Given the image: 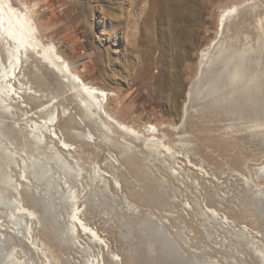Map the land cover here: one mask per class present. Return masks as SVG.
<instances>
[{"label": "rangeland", "instance_id": "374dc122", "mask_svg": "<svg viewBox=\"0 0 264 264\" xmlns=\"http://www.w3.org/2000/svg\"><path fill=\"white\" fill-rule=\"evenodd\" d=\"M174 1L9 0L107 113L23 55L16 84L33 94L14 117L0 107L20 151L16 164L0 151V264H264V0H192L188 51L166 34Z\"/></svg>", "mask_w": 264, "mask_h": 264}, {"label": "bare ground", "instance_id": "6f19581e", "mask_svg": "<svg viewBox=\"0 0 264 264\" xmlns=\"http://www.w3.org/2000/svg\"><path fill=\"white\" fill-rule=\"evenodd\" d=\"M134 1L135 0H132V2ZM235 9H236L235 7H231L227 9L226 12L233 13ZM193 11L194 9H193L192 0L174 1L171 3V7L166 11L169 17L179 22V24L177 25L175 24V26H171V27L168 26V30L166 34L174 35L175 36V39L173 40L174 44L177 46L183 47L184 50H187V51L190 50L191 48V40L193 36V28H189L188 26L189 25L192 26L193 24H195V18L193 17ZM224 19H225V14L221 18V25L224 24ZM36 31H37L36 25L29 12H25V11L19 10L18 8H15L9 2V0H0V48H2L3 54H4V56H2V54L0 53V107L2 109V112L5 114V116L14 117L15 113L13 112L12 105L16 104L21 99L22 92L33 94V91L31 90L30 87L25 88L26 90H23L21 86H17L16 84V83H20L19 72H20V68L22 67L23 61H24L22 60V57L23 55H26L28 52H33L38 57H40L43 60V62L47 63L57 73H59L63 77L64 81L69 80L72 83H75V87H78L76 96L79 100L80 106L84 109L86 113L93 115V116L99 115V112H98L99 110L103 111L104 113H107L105 109H102V103L106 96L105 92L103 90L98 89L95 86L85 84L79 78L78 75L74 74L70 70L67 61L62 56L53 52V47L51 45H47V46L43 45V43L37 37ZM216 47H219V46L217 45ZM169 50H170V47L169 49L166 50V52H169ZM221 53L222 52H220V54ZM238 61L240 62V58H238ZM233 62L234 61H232V63ZM165 63L167 65L169 61H166ZM237 65H239V63ZM229 69H232V68L229 67ZM229 69H226V70L229 71ZM171 76L173 80L177 79V75L175 73L171 74ZM243 78H239V79L243 80ZM236 83H233V84L236 85ZM249 83H251V81ZM255 85L257 84H254L253 86ZM231 86H234V85L231 84ZM218 88L222 89L221 86H218ZM254 88H256V86ZM56 117H57V114L55 112H51L48 115V117L44 120L43 124L41 125V127H45V130L49 132L51 137H55V138L58 137V135L54 130L50 129V126L53 125ZM13 123L16 125L17 121L15 119H12V126L13 128H16V126L13 125ZM2 125H3V119L0 118V151L4 154L7 163L16 164L17 157H19L18 155L20 151L17 149L15 142L13 141L14 139H12V137L7 136L6 133L3 131ZM39 126L40 125L37 124L36 122H33L32 124L29 125L30 136L35 143H42L43 134L41 132L39 134L35 132V130L38 129ZM60 142H62L66 147L68 146L65 140L60 139ZM31 165L33 169L35 170L34 177H38V175H40L39 173L41 174L44 173L43 168L39 164H37L34 159L31 160ZM62 168L65 171L67 170L65 164H63ZM4 177L6 178V175ZM4 203L6 204L7 202H4ZM11 204H13L15 211L19 213H25L29 216L32 215V212L29 209L25 208L23 205H20L18 200L16 201V199H14L11 202ZM76 209L77 208H74V213L72 215V218L75 221L80 222L81 226L84 229H87L88 226L82 223V221L80 220V217L76 214ZM14 258L16 261L15 264H20L22 256L15 254ZM92 264H99V263L96 261H92Z\"/></svg>", "mask_w": 264, "mask_h": 264}]
</instances>
